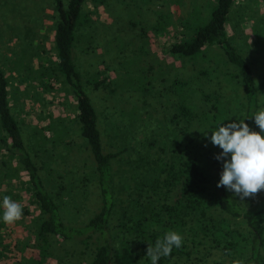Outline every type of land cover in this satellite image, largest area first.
<instances>
[{
	"label": "trees",
	"instance_id": "1",
	"mask_svg": "<svg viewBox=\"0 0 264 264\" xmlns=\"http://www.w3.org/2000/svg\"><path fill=\"white\" fill-rule=\"evenodd\" d=\"M85 1L50 0L56 11L54 54L50 56L47 48L35 53L36 75L31 77L38 76L47 90L53 87L47 83L53 77L74 99V117L93 157L85 174L77 175L66 169L57 174V180L48 185L49 188L44 187L33 155L39 154L36 147L46 149L47 135L51 137V133L47 134L52 128L51 121L45 126L32 125L30 143H25L19 118L11 108L9 79L0 67V186L5 176H18L16 169L21 168L20 189L31 193L28 198L8 189L9 196L17 197L23 208V215L14 222H3V208L0 207V228L3 224L9 229L18 224L25 231L14 235L3 232L5 226L0 229V264H61L54 257V243L58 239L79 242L85 250L90 249L91 257L84 264H151L146 256L147 248L149 244L155 246L156 240L163 238L168 230L179 232L183 244L178 249L174 247L170 256L161 257L158 264H177L182 256L189 259L191 248L206 240L242 264H264V200L246 209L233 192L217 187L223 161L216 159L219 147L210 141L211 130L229 123V116L227 108L220 104V96L202 88L203 82L220 76L234 77L242 90L244 117H250L264 106V65L256 78L245 55L246 38L241 34L242 43L234 44V36L227 32L226 24L236 15L233 13L235 0H215L208 18L192 35L165 43L169 56L181 57L200 67L194 76L175 77L170 82L169 89L177 98V106L169 121L172 129L167 142H163L167 156L143 173L139 182H134L136 191L126 205H119L115 194L112 160L127 148L105 151L98 113L85 88L88 84L95 88L105 87L107 79L97 70L92 74L94 78L83 81L72 54L82 35V26L89 20L83 12ZM92 1L98 5L107 0ZM163 29V24L154 23L155 33L161 34ZM253 32L254 45L262 50L264 58V26L253 27ZM245 122L255 131L254 117ZM1 153L5 157L1 158ZM12 157L17 161L8 160ZM93 181L99 204L82 221L78 206L72 204L71 191L78 188L87 194L85 185L89 187ZM174 191L176 197L171 199ZM3 197L0 196V204ZM213 212L223 216L215 217ZM233 218L244 221L247 236L230 226ZM197 236L201 237L197 239ZM245 239L247 242L242 244ZM213 264L225 263L216 260Z\"/></svg>",
	"mask_w": 264,
	"mask_h": 264
},
{
	"label": "rangeland",
	"instance_id": "2",
	"mask_svg": "<svg viewBox=\"0 0 264 264\" xmlns=\"http://www.w3.org/2000/svg\"><path fill=\"white\" fill-rule=\"evenodd\" d=\"M214 5L215 0H107L98 5L86 0L83 4V12L89 20L82 26V35L78 37L72 54L83 81L94 78L92 74L97 70L107 79L105 87L95 88L85 83V88L98 113L105 151L127 148L121 156L112 160L119 205H126L134 195V182H139L143 173L167 156L163 142H167L172 129L169 121L177 106V98L169 89L170 82L175 77L194 76L200 67L183 61L181 57L169 56L165 43L192 35L206 21ZM234 6L233 13L237 19L236 15L234 18L231 16L226 24L227 32L234 36V44L238 41L242 43L241 34L246 38L245 55L258 78L264 58L262 50L254 45L253 27L264 26V0H235ZM55 12L50 0H0V67L9 79L10 104L19 118L25 143H30L32 125L45 126L51 121V132L47 130L51 137L46 134L49 136L46 149L36 147L39 154L33 155L47 188L55 183L58 173L70 169L82 175L93 163L89 146L80 134L79 122L74 117L76 107L70 93L53 77L47 78V83L53 86L48 90L38 76L31 78L36 75L35 53L47 48L50 56L54 54ZM235 21L239 23L235 24ZM156 22L164 25L163 33L154 32ZM202 88L220 96V104L227 108L229 122H238V116L244 118V98L234 77L227 79L220 76L203 82ZM255 131H260L258 126ZM217 151L220 153L222 150L219 148ZM3 157L5 155L1 153ZM8 160L17 161L14 157ZM16 171L18 176L4 177L0 196H9L7 192L10 189L30 198L31 193L24 192L19 186L23 170L21 172L18 168ZM94 181L89 187L85 185L87 194L78 188L71 191L72 204L78 206L82 221L99 204ZM175 193H172L171 199L176 197ZM11 197L19 203L17 197ZM235 198L243 207L251 209L263 202L264 190L243 200L238 196ZM214 214L215 217L223 216L217 212ZM4 226L5 229L2 228ZM230 226L248 235L244 232L247 225L241 218L231 219ZM1 228L3 232L14 235L25 232L18 224L10 229L3 224ZM200 237L197 236V239ZM245 242L246 239L242 244ZM54 245V257L61 264H84L91 257V250H85L79 242L58 239ZM191 249L190 258L182 256L177 264H213L216 260L233 264L239 260L207 240Z\"/></svg>",
	"mask_w": 264,
	"mask_h": 264
},
{
	"label": "clouds",
	"instance_id": "3",
	"mask_svg": "<svg viewBox=\"0 0 264 264\" xmlns=\"http://www.w3.org/2000/svg\"><path fill=\"white\" fill-rule=\"evenodd\" d=\"M254 117L260 131H253L246 119ZM250 117L240 118L238 122L222 123L211 130L210 141L222 151L216 156L223 161V171L217 187H225L241 200L257 195L264 190V107ZM0 207L3 208L4 223L14 222L23 215L22 206L5 195ZM183 236L168 230L163 238H158L155 246L149 244L146 256L151 264H158L161 257L171 255L173 248H180ZM233 264H242L236 260Z\"/></svg>",
	"mask_w": 264,
	"mask_h": 264
}]
</instances>
